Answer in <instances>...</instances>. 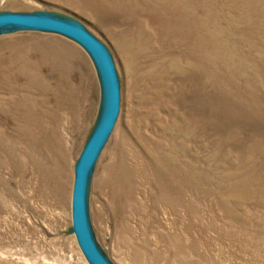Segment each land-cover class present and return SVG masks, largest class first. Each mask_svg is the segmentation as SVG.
<instances>
[{"label": "rangeland", "instance_id": "obj_1", "mask_svg": "<svg viewBox=\"0 0 264 264\" xmlns=\"http://www.w3.org/2000/svg\"><path fill=\"white\" fill-rule=\"evenodd\" d=\"M126 1L132 14L93 0H0V12L78 20L113 55L121 110L88 195L98 245L113 264H264V0ZM127 27L130 47L120 40ZM29 72L47 75L51 87L59 73L71 88L89 75L102 103L96 68L78 43L52 32L0 34V264H89L71 231L73 182L59 209L5 111L8 100L29 99L64 115L57 88L31 86ZM66 117L74 181L94 119L78 128ZM122 161L133 172L126 207L111 177ZM171 183L185 187L182 200L175 188L165 198Z\"/></svg>", "mask_w": 264, "mask_h": 264}, {"label": "bare ground", "instance_id": "obj_2", "mask_svg": "<svg viewBox=\"0 0 264 264\" xmlns=\"http://www.w3.org/2000/svg\"><path fill=\"white\" fill-rule=\"evenodd\" d=\"M97 3L98 8L114 9L115 7L119 12H125L126 14L133 13V6L131 3H126V0H93ZM158 6V5H155ZM122 9V10H121ZM178 25V24H177ZM134 31L132 28L127 27L121 34V42L125 43V46H129L132 43ZM130 47V46H129ZM40 63V62H39ZM60 65V64H59ZM62 70V68H61ZM35 75L33 72L29 74L25 73V77L29 78L31 86L38 88H57L54 91L55 98L57 100V107L64 112V115L60 117L53 111H43L41 109H35L33 101L24 99V103H21L18 99L8 100L9 107H6V113L10 117L17 121L19 132H25L24 143H30L31 151V163L35 170L39 173L41 179L47 182L51 192V196L55 201V205L62 209L63 205L67 204V200L71 197V184L73 182V175H71V147L68 140L64 136L62 131L63 118L66 117L67 121H70L73 125L80 128V122L87 116H93L95 128L102 110L101 101L93 100V88H91V77L83 75L80 84L76 88L68 87V81L65 82L67 76L59 73L58 82L55 87L49 86L48 78L41 76V73ZM28 88V86L20 87V85L12 86V88ZM97 93V91H96ZM97 96V95H96ZM91 106V107H90ZM92 109V111H90ZM63 114V113H62ZM46 120L45 123L43 120ZM50 126H49V123ZM22 139V138H21ZM17 145V142H16ZM25 147V151L28 148ZM14 151V150H13ZM16 151V150H15ZM18 151V150H17ZM16 155V152H14ZM11 158H13L11 156ZM77 163V162H75ZM132 168L122 161L117 169L111 168V177L117 194H121L124 203H121L122 207L127 204L126 198H131L132 191L128 190L129 186H132ZM169 171H158V181L160 186L164 185L163 176H168ZM161 187V188H162ZM175 188V194H177L178 200H182L186 191L185 187H180L179 183L169 184L168 194L164 193L167 200L171 198V191ZM128 196V197H127ZM123 199L121 201H123ZM124 205V206H123ZM126 207V206H125ZM125 209V208H123Z\"/></svg>", "mask_w": 264, "mask_h": 264}, {"label": "water", "instance_id": "obj_3", "mask_svg": "<svg viewBox=\"0 0 264 264\" xmlns=\"http://www.w3.org/2000/svg\"><path fill=\"white\" fill-rule=\"evenodd\" d=\"M41 31L63 35L78 43L90 56L102 89L100 118L83 146L75 165L71 201V231L89 264H113L98 245L88 214V195L96 162L113 132L121 110V84L108 46L84 24L73 18L45 11L0 12V34Z\"/></svg>", "mask_w": 264, "mask_h": 264}]
</instances>
